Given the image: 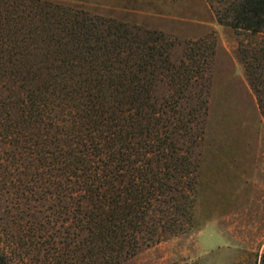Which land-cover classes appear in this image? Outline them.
I'll return each mask as SVG.
<instances>
[{
    "label": "trees",
    "instance_id": "trees-1",
    "mask_svg": "<svg viewBox=\"0 0 264 264\" xmlns=\"http://www.w3.org/2000/svg\"><path fill=\"white\" fill-rule=\"evenodd\" d=\"M217 2L220 23L264 32V0ZM176 44L0 0V264H120L194 227L209 59L202 40Z\"/></svg>",
    "mask_w": 264,
    "mask_h": 264
},
{
    "label": "rangeland",
    "instance_id": "rangeland-1",
    "mask_svg": "<svg viewBox=\"0 0 264 264\" xmlns=\"http://www.w3.org/2000/svg\"><path fill=\"white\" fill-rule=\"evenodd\" d=\"M52 1L162 31L177 43L174 58L187 42L202 40L209 59L195 225L143 245L120 264H264V116L256 90L257 84L264 90V32L220 23L217 0ZM2 214L0 202V222Z\"/></svg>",
    "mask_w": 264,
    "mask_h": 264
},
{
    "label": "crops",
    "instance_id": "crops-1",
    "mask_svg": "<svg viewBox=\"0 0 264 264\" xmlns=\"http://www.w3.org/2000/svg\"><path fill=\"white\" fill-rule=\"evenodd\" d=\"M173 1V0H172ZM170 2V0H166V1H164V3H166V4H168Z\"/></svg>",
    "mask_w": 264,
    "mask_h": 264
}]
</instances>
